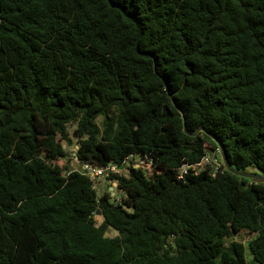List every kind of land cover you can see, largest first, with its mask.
Masks as SVG:
<instances>
[{
    "label": "trees",
    "instance_id": "obj_1",
    "mask_svg": "<svg viewBox=\"0 0 264 264\" xmlns=\"http://www.w3.org/2000/svg\"><path fill=\"white\" fill-rule=\"evenodd\" d=\"M179 110L264 171V0H0V264H264V184L178 181L217 150ZM73 124L80 163L154 169L99 195L55 165Z\"/></svg>",
    "mask_w": 264,
    "mask_h": 264
},
{
    "label": "built area",
    "instance_id": "obj_2",
    "mask_svg": "<svg viewBox=\"0 0 264 264\" xmlns=\"http://www.w3.org/2000/svg\"><path fill=\"white\" fill-rule=\"evenodd\" d=\"M210 152L213 151H209L207 147L206 154L198 163L189 164L184 162L177 170L176 179L178 181H185L188 176H200L201 174H207L208 176L215 178L219 173L223 172V163L221 161V158L216 155L217 153L213 154ZM136 157V155L129 156L122 166H115L113 164H109L106 167L93 168L86 164L83 167V172L87 176H90L94 179H101L104 177H110V175L123 176L122 173L125 171V165L127 163L130 164V168L134 169H154V163L152 161L138 156L140 158V162H137ZM115 187H118L117 183L114 184V187H111V192L115 189ZM113 196L116 200V203H119L121 197H116L115 194Z\"/></svg>",
    "mask_w": 264,
    "mask_h": 264
},
{
    "label": "rangeland",
    "instance_id": "obj_3",
    "mask_svg": "<svg viewBox=\"0 0 264 264\" xmlns=\"http://www.w3.org/2000/svg\"><path fill=\"white\" fill-rule=\"evenodd\" d=\"M97 124L100 127H102V118L97 120ZM75 129H76V124L70 125V127H69V136L73 139V146L71 148H69V150H68V157L65 160H63V161L57 162L55 165H56L57 168H62V167L67 166L68 167V171H79V172H82L84 165H86L87 163L82 164L75 157V153H76V151L78 149L77 148V141H76V139L74 137ZM207 147H208L209 151H212V150H210V148H211L210 146L207 145ZM216 151H213V152H210V153H213V154L217 153L216 155L220 158L218 150H216ZM136 160H137V162H140V158L138 156L136 157ZM96 168H99V167L96 166ZM129 168H130V164L127 163L125 165V171L122 173L124 176H128ZM114 184L115 183H112L111 181H108L106 178H102L100 180L97 179V181L95 183V187L97 188V190L99 192V195H102V193L104 191L110 190V187H112V186L114 187ZM112 192H113L112 196L115 194L116 197L123 198V193L118 189V187H115V189ZM95 219H96L97 225H100L102 223V221H103V218L100 217V216H96ZM115 235L116 234L114 233V231L109 230L108 236L113 237ZM253 238H254V235H250L247 232H241L240 234L235 235L233 238L228 239L227 246H229L231 244V242H238V243H241V244L247 246L248 243ZM246 259H247L248 262L252 261V257L250 255V252H249L248 249L246 250Z\"/></svg>",
    "mask_w": 264,
    "mask_h": 264
},
{
    "label": "water",
    "instance_id": "obj_4",
    "mask_svg": "<svg viewBox=\"0 0 264 264\" xmlns=\"http://www.w3.org/2000/svg\"><path fill=\"white\" fill-rule=\"evenodd\" d=\"M180 111V110H179ZM180 114L182 116L183 119V127H184V132L187 135H190L192 137L197 136L200 132L206 133L217 145V150L219 153V156L221 158V161L223 163V170L235 175L239 178H243L246 180H249L252 183H256V184H264V171L262 169H260L258 166L255 167H249L247 169V171H237L233 168V166L231 165V163L228 160V157L226 156L222 143L213 135L207 133L203 128H200L199 130L196 131V133L194 134H189L188 130H187V126H186V120L184 118V114L182 111H180Z\"/></svg>",
    "mask_w": 264,
    "mask_h": 264
},
{
    "label": "crops",
    "instance_id": "obj_5",
    "mask_svg": "<svg viewBox=\"0 0 264 264\" xmlns=\"http://www.w3.org/2000/svg\"><path fill=\"white\" fill-rule=\"evenodd\" d=\"M110 190H111V188H110Z\"/></svg>",
    "mask_w": 264,
    "mask_h": 264
}]
</instances>
